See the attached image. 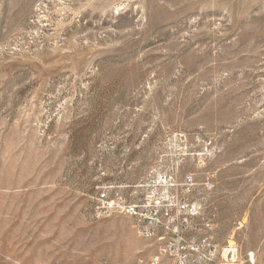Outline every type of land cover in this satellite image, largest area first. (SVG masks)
Returning a JSON list of instances; mask_svg holds the SVG:
<instances>
[{"label":"rangeland","instance_id":"1","mask_svg":"<svg viewBox=\"0 0 264 264\" xmlns=\"http://www.w3.org/2000/svg\"><path fill=\"white\" fill-rule=\"evenodd\" d=\"M175 158L204 264H264V0H0V264H178L95 208Z\"/></svg>","mask_w":264,"mask_h":264},{"label":"built area","instance_id":"2","mask_svg":"<svg viewBox=\"0 0 264 264\" xmlns=\"http://www.w3.org/2000/svg\"><path fill=\"white\" fill-rule=\"evenodd\" d=\"M173 163L170 168L159 164L148 178L135 184L104 186L95 200L97 216H129L141 239L158 244L159 257L177 258L178 264H184L188 256L195 257L192 264L210 262L218 255L216 246L208 237L188 240L186 233L196 229L193 223L201 216L202 209L198 201L190 200V195L193 197L202 186L211 190V185L207 182L199 185L192 175H181L178 158ZM202 226L206 231L212 230L210 223ZM150 264H159V259Z\"/></svg>","mask_w":264,"mask_h":264},{"label":"bare ground","instance_id":"3","mask_svg":"<svg viewBox=\"0 0 264 264\" xmlns=\"http://www.w3.org/2000/svg\"><path fill=\"white\" fill-rule=\"evenodd\" d=\"M189 1V0H188Z\"/></svg>","mask_w":264,"mask_h":264}]
</instances>
